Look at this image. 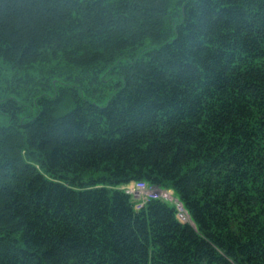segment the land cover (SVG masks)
<instances>
[{"label":"trees","instance_id":"16d2710c","mask_svg":"<svg viewBox=\"0 0 264 264\" xmlns=\"http://www.w3.org/2000/svg\"><path fill=\"white\" fill-rule=\"evenodd\" d=\"M0 264H264V0H0Z\"/></svg>","mask_w":264,"mask_h":264},{"label":"built area","instance_id":"2783aa9c","mask_svg":"<svg viewBox=\"0 0 264 264\" xmlns=\"http://www.w3.org/2000/svg\"><path fill=\"white\" fill-rule=\"evenodd\" d=\"M127 194L137 202L136 208L141 209L147 202L153 199H161L167 202L175 203L178 211V218L185 222L189 219V215L178 199H174V193L171 190L157 192L155 186H150L144 181L136 182L124 187Z\"/></svg>","mask_w":264,"mask_h":264},{"label":"rangeland","instance_id":"374dc122","mask_svg":"<svg viewBox=\"0 0 264 264\" xmlns=\"http://www.w3.org/2000/svg\"><path fill=\"white\" fill-rule=\"evenodd\" d=\"M155 188H156V191H157V192H163L164 190H168V189H162V188H160V187H156V186H155ZM171 191H172V190H171ZM173 197H174L175 200L177 199V198L175 197V195H174ZM185 222L190 223V222H191L190 218H189L187 221H185Z\"/></svg>","mask_w":264,"mask_h":264}]
</instances>
